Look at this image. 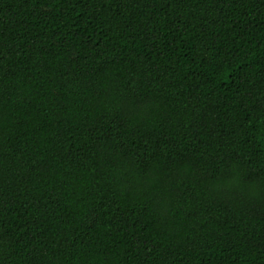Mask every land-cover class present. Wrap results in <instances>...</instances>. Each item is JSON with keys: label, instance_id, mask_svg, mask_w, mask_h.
<instances>
[{"label": "trees", "instance_id": "1", "mask_svg": "<svg viewBox=\"0 0 264 264\" xmlns=\"http://www.w3.org/2000/svg\"><path fill=\"white\" fill-rule=\"evenodd\" d=\"M0 264H264V0H0Z\"/></svg>", "mask_w": 264, "mask_h": 264}]
</instances>
